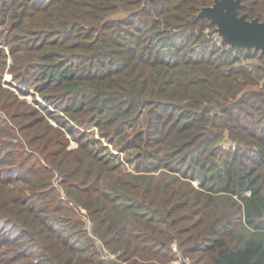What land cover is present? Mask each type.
<instances>
[{
  "label": "trees",
  "instance_id": "16d2710c",
  "mask_svg": "<svg viewBox=\"0 0 264 264\" xmlns=\"http://www.w3.org/2000/svg\"><path fill=\"white\" fill-rule=\"evenodd\" d=\"M212 3L0 0L1 24L33 34L0 37L13 79L47 104L40 114L0 83V199L13 206L0 207L47 264H168L179 252L264 264V93L250 87L264 89V65L234 66L264 55L198 19ZM242 3L240 15L263 17L264 0ZM104 142L134 152V170ZM81 210L121 263L78 257L68 238L88 233Z\"/></svg>",
  "mask_w": 264,
  "mask_h": 264
},
{
  "label": "rangeland",
  "instance_id": "374dc122",
  "mask_svg": "<svg viewBox=\"0 0 264 264\" xmlns=\"http://www.w3.org/2000/svg\"><path fill=\"white\" fill-rule=\"evenodd\" d=\"M261 21L264 20V15L260 19ZM211 29L207 27V32H210ZM25 30H13V27L11 26V23L8 25H2L0 22V37L5 39H11L13 37L15 38H31L33 37V34H27L25 33ZM219 36V35H217ZM218 42L221 43V39L218 37ZM0 49H5L7 53V57L3 56L1 58L0 63V83L2 85V88L7 91H12L15 94H18L19 98L23 101H26L32 108L36 109L40 114L46 115L47 112L45 110V107H47V104L43 101L41 95L34 89V88H26L24 86H20L19 82L14 81L13 75L11 73V66L13 64V56L10 53V49L3 43L0 42ZM1 53V51H0ZM247 55L246 52H241V59L244 58V56ZM250 57H248L247 60H241L239 62L234 63V66L239 65H264V57L260 58L258 54H254V52L249 53ZM254 55L255 57H252ZM6 60V63L3 61ZM263 82H255L250 87L257 91H262L264 93V89L262 88ZM21 88L25 90V93H21L18 88ZM52 111H56L55 108H51ZM57 112V111H56ZM54 112V113H56ZM49 115V114H48ZM0 116H3V114L0 112ZM50 123L58 126L57 121L54 118L49 119ZM89 132L93 134L94 136H91L90 138L96 137L97 139L100 138L99 134L97 133V129H90ZM70 137V136H69ZM9 139V138H6ZM70 148H77L78 147V141L74 137H70ZM107 146L108 149L103 151L106 152V154L114 153L118 154V158L121 162L124 163V167L127 170H130L131 172L134 170V164L127 162V158H130L134 156V152H120L118 149H115L111 147L106 142H104V146ZM1 169V168H0ZM2 171V170H0ZM4 171L6 175H12L13 171H11V168H4ZM1 173V172H0ZM19 173V172H18ZM6 178V177H4ZM53 183L55 186H58V176H53L52 178ZM194 186L199 188L198 181L193 182ZM23 186L21 182L14 183L10 185L9 187L13 189L16 186ZM210 185V184H208ZM0 204L6 205L7 207H13L11 202L1 201ZM5 211V206L0 207V264H47L46 261L41 257L40 250L38 248H34L33 244L25 237H23L24 231H20L21 229H16L14 226H11V224L5 220L6 217L3 216V213ZM16 210L10 209L7 210L8 215L14 216ZM79 213V212H78ZM83 213V214H81ZM86 211L81 210L79 214H77L78 218L82 219L86 227H84V230H86L88 233L84 238L79 237V234H77V230H74V236L69 237L68 239L71 240V242L76 243L75 241L78 239L80 240V249H83L82 252H78V257H91L92 253H96L94 256L95 259L99 258V260L109 261L112 260L117 263H121L118 261L117 255L113 254L109 249H107L104 244L98 240L91 232H92V225L93 223L90 221V219L85 215ZM78 244V246H80ZM173 249L177 251L178 247L177 244H173ZM87 250V251H86ZM179 250V249H178ZM178 252V251H177ZM66 258L69 256V254L64 255ZM66 258H63L65 260ZM197 256L195 255H183L182 252L178 253V257L176 260L168 263V264H198V260L196 259ZM62 260V261H63ZM57 262H60L59 260ZM125 264V263H123ZM131 264V263H129Z\"/></svg>",
  "mask_w": 264,
  "mask_h": 264
},
{
  "label": "water",
  "instance_id": "95a60500",
  "mask_svg": "<svg viewBox=\"0 0 264 264\" xmlns=\"http://www.w3.org/2000/svg\"><path fill=\"white\" fill-rule=\"evenodd\" d=\"M242 2L213 0L211 5L201 7L197 18L208 19L218 35L232 47L255 49L264 55V20L248 19L246 15H240Z\"/></svg>",
  "mask_w": 264,
  "mask_h": 264
}]
</instances>
